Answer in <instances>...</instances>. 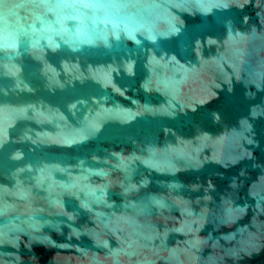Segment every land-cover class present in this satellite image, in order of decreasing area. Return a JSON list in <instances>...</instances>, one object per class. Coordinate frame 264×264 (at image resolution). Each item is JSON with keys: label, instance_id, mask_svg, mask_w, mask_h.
I'll use <instances>...</instances> for the list:
<instances>
[{"label": "water", "instance_id": "95a60500", "mask_svg": "<svg viewBox=\"0 0 264 264\" xmlns=\"http://www.w3.org/2000/svg\"><path fill=\"white\" fill-rule=\"evenodd\" d=\"M0 264H264V0H0Z\"/></svg>", "mask_w": 264, "mask_h": 264}]
</instances>
